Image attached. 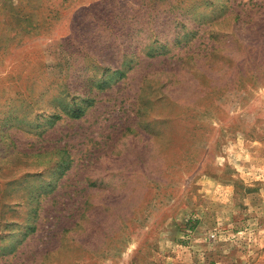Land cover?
Listing matches in <instances>:
<instances>
[{
	"label": "rangeland",
	"instance_id": "rangeland-1",
	"mask_svg": "<svg viewBox=\"0 0 264 264\" xmlns=\"http://www.w3.org/2000/svg\"><path fill=\"white\" fill-rule=\"evenodd\" d=\"M0 264H264V0H0Z\"/></svg>",
	"mask_w": 264,
	"mask_h": 264
},
{
	"label": "trees",
	"instance_id": "trees-1",
	"mask_svg": "<svg viewBox=\"0 0 264 264\" xmlns=\"http://www.w3.org/2000/svg\"><path fill=\"white\" fill-rule=\"evenodd\" d=\"M91 15L94 19L93 20L94 23H100V25L104 26L108 31H110L112 33L117 30V27L119 25L118 20H117L118 16L115 15V13L112 10H109V11L104 10L103 12L95 11L94 13H91ZM146 36H147V34L144 35V37H146ZM185 43H188V42L186 41ZM162 48H164V47H162ZM164 50H166V49H164ZM152 53H154L155 55L156 54H164V51H157L156 52V50L152 49V48L144 49L145 55L151 56ZM118 72L120 73V70ZM124 72L125 71L120 73V75L122 77L124 76ZM99 86H100V83H99ZM65 114L72 117V118H78L82 114V112L80 111V109L75 107V108H72V109H69L68 111H66ZM60 117L61 116L57 115L55 118L59 119Z\"/></svg>",
	"mask_w": 264,
	"mask_h": 264
}]
</instances>
